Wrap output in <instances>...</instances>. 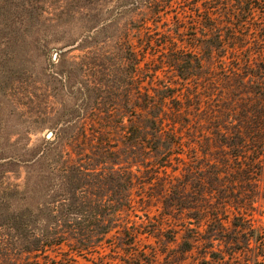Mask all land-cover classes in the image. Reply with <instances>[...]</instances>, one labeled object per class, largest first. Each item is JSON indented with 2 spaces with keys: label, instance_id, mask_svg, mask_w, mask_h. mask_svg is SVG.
Wrapping results in <instances>:
<instances>
[{
  "label": "trees",
  "instance_id": "16d2710c",
  "mask_svg": "<svg viewBox=\"0 0 264 264\" xmlns=\"http://www.w3.org/2000/svg\"><path fill=\"white\" fill-rule=\"evenodd\" d=\"M100 1L114 17L56 57L78 54L85 113L36 155L0 163L23 162V177L0 175V192L20 193L0 197V264L263 261L253 213L264 201V0ZM37 4L0 0V20L20 32ZM10 5L19 17L1 11ZM179 5L176 20L192 15V27L172 25ZM150 199L156 220L136 222ZM139 235L154 249H134Z\"/></svg>",
  "mask_w": 264,
  "mask_h": 264
},
{
  "label": "rangeland",
  "instance_id": "374dc122",
  "mask_svg": "<svg viewBox=\"0 0 264 264\" xmlns=\"http://www.w3.org/2000/svg\"><path fill=\"white\" fill-rule=\"evenodd\" d=\"M69 1L71 0H38L30 18L22 22L20 32H15L9 21L3 23L0 20V29L5 26L7 36L4 40L5 46L0 45V157L7 158L0 163L11 159L8 157L21 160L36 155L55 139L56 132L64 122H78L85 113L82 106L84 97L79 95L78 88L81 77L74 74V71H78L77 66H80L76 57L78 54L67 53L58 60L55 54L79 41L86 35L87 30L100 23L110 22L115 13L111 3L83 0L89 10L82 11L80 15L77 12L80 6L77 5H82V2L79 4ZM51 4L54 6L50 7ZM63 5L68 8L66 14L59 13ZM174 8L168 12V15L175 17L172 25L177 23L180 27H192L194 17L186 16L183 18L184 23L182 19L177 21L176 16L180 17L184 8L181 5ZM4 10L12 14L16 12L11 5L6 9L1 8V11ZM15 15L19 17L18 14ZM163 24L162 29L168 27V21ZM187 37L189 33L187 36L183 35L181 41H185ZM158 39L162 41V37ZM64 76L67 77L65 82L62 80ZM22 164L23 162H18L16 166H0V175L10 171L11 177L17 178L22 172L23 177V170L19 169ZM8 184L12 186L14 179L8 180L6 185ZM152 194L155 195L154 192ZM19 195L15 188L0 192L1 201L9 197L15 200ZM148 201L150 202L145 204L143 200L145 206L139 205L134 209V213L141 217V220L134 219L136 222L145 221V211L154 221L159 215L158 203L152 199ZM253 225L264 233V201L255 208ZM154 242L146 235H139L136 239L137 247L134 249L148 252L149 248L154 249ZM255 252L262 253L258 249ZM105 254L110 259L120 258L116 250L108 246ZM64 255L66 258L71 257L68 253ZM76 261V264H81L83 260L78 258ZM171 261L175 260H170V263ZM110 263L112 264L106 262ZM128 264L135 262L129 260ZM257 264H264V260H258Z\"/></svg>",
  "mask_w": 264,
  "mask_h": 264
},
{
  "label": "water",
  "instance_id": "95a60500",
  "mask_svg": "<svg viewBox=\"0 0 264 264\" xmlns=\"http://www.w3.org/2000/svg\"><path fill=\"white\" fill-rule=\"evenodd\" d=\"M74 47H75V45L64 47L63 49L59 50L55 55L63 53V52H66V51H68V50H70V49H72Z\"/></svg>",
  "mask_w": 264,
  "mask_h": 264
}]
</instances>
